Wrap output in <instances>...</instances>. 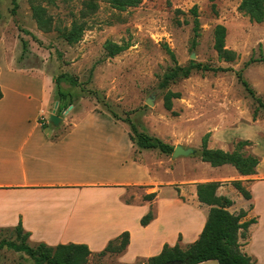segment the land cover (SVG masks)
Here are the masks:
<instances>
[{
	"label": "rangeland",
	"instance_id": "374dc122",
	"mask_svg": "<svg viewBox=\"0 0 264 264\" xmlns=\"http://www.w3.org/2000/svg\"><path fill=\"white\" fill-rule=\"evenodd\" d=\"M240 2L141 0L136 8L116 9L106 0H95L97 10L87 13L82 0H55L52 5L41 4L53 20L52 31L44 33L32 18L29 0H16L14 10L10 0H0V68L4 69L9 60L18 66L41 68L52 78L53 102L49 97L48 104H44L43 119L48 123L45 128L68 129L67 121L57 127L50 125L48 118L53 112L67 120L76 113L103 110L124 123L130 121L139 132L173 147L193 149L197 154L204 136L209 138L215 128L224 127L223 133L230 138L245 136L244 127H227L225 122L244 121L255 111L256 118H264V110L237 79L239 72L264 103V21H251L238 10ZM73 23L83 26L84 31L76 44L69 45L62 36ZM218 25L226 30L225 49L236 56L232 62L219 60L213 48L214 28ZM23 42L27 43L25 53ZM106 42L127 49L109 58L104 48ZM167 49L174 55L175 63ZM191 63L227 71H193L187 78L161 86L164 75L175 65L186 68ZM34 78L38 81L30 79V82L37 84L39 79L47 82L37 73ZM57 78L61 89L73 99L72 105L61 111L54 108L55 103L59 106L54 82ZM168 91L180 95L171 101L170 111L163 106ZM48 93L47 86L45 95ZM126 128L130 131L128 124ZM236 145L235 152L244 157L249 155L250 148ZM209 147L218 146L213 142ZM196 154L190 157L191 165L183 170L178 167L180 158L172 159L158 150L147 152L159 170L155 174L157 179L165 183L172 181L175 189V184L183 178L204 179L206 163H201ZM165 192V197L170 196ZM126 200L129 201L128 197ZM2 240L14 241L15 235L0 231ZM117 257L93 255L86 264H120ZM0 264L34 263L23 253L3 248Z\"/></svg>",
	"mask_w": 264,
	"mask_h": 264
},
{
	"label": "crops",
	"instance_id": "0c3cea01",
	"mask_svg": "<svg viewBox=\"0 0 264 264\" xmlns=\"http://www.w3.org/2000/svg\"><path fill=\"white\" fill-rule=\"evenodd\" d=\"M34 73L47 79V96L41 79L30 82L37 80ZM0 92V229L20 225L29 234L30 245H85L90 257L127 232L128 245L117 261L135 264L157 256L164 245L185 247L196 241L210 209L198 201L196 185L218 182L215 196L231 202L226 210L234 215L244 211L245 220H256L248 239L239 242L253 264H264L263 117L225 122L227 127H244L242 138L225 136L221 126L210 132L207 141V148L214 142L218 146L214 150L229 153L239 141H248V154L258 160L254 174L242 176L231 165L206 163L203 180L183 178L175 189L172 181L157 179L159 170L148 150L139 149L126 124L108 111H85L67 120L57 115L60 123L67 121L68 129L45 128L44 104L49 97L53 102V81L41 68L7 60L0 68ZM190 157H180L178 167L190 166ZM233 181L241 182L249 200L232 186ZM165 191L170 196L165 197ZM150 194L155 197L145 200ZM149 212L153 219L141 226Z\"/></svg>",
	"mask_w": 264,
	"mask_h": 264
},
{
	"label": "trees",
	"instance_id": "16d2710c",
	"mask_svg": "<svg viewBox=\"0 0 264 264\" xmlns=\"http://www.w3.org/2000/svg\"><path fill=\"white\" fill-rule=\"evenodd\" d=\"M13 10L17 7L16 0H10ZM55 0H29L30 10L33 20L38 29L44 33H49L53 29V20L48 16L45 7L41 4L46 3L52 5ZM87 10V13H94L97 10L95 0H82ZM112 7L116 9L136 8L141 3V0H106ZM238 10L244 15H247L251 21L262 23L264 21V0H241ZM195 13V8H193ZM84 31L83 26L76 23L71 25L68 33L63 34L62 38L69 45L76 44ZM226 30L223 26L214 28V44L213 48L217 53L219 60L224 62H232L235 59V54L232 51L225 49L224 39ZM106 55L113 58L127 49L126 46H117L110 43L104 45ZM27 51V43H22V52ZM171 60L175 63L174 55L167 49ZM225 72L223 68H210L201 64L191 63L188 67H175L166 75H164L161 83L162 87H166L171 82L180 78H187L193 72ZM67 77V76H64ZM237 79L243 86L246 93L257 103L260 109L264 110V103L255 96L253 90L248 83L242 78L241 73H237ZM69 81L75 85V81L69 78ZM56 94L59 100V111L66 109L72 105V97L65 93L60 87V80L55 79ZM1 98V92H0ZM178 93L168 91L164 96L163 106L167 111L171 110L172 100L179 99ZM115 119V115H113ZM253 121L256 119V111L252 115ZM128 124L131 132L132 142L139 148L144 150H158L164 155H171L173 146L162 142L156 137H151L145 133L139 132L133 123L124 120ZM44 128V124H42ZM208 135L202 139L201 149L196 155L199 156L201 162L208 163L211 167H220L223 165H231L242 176L252 175L255 173V168L258 160L255 156L248 155L244 157L237 152H224L222 150H214L207 148ZM248 141H240L237 143V148L249 146ZM232 186L246 200L251 197L240 181L231 182ZM218 182L202 183L196 185L197 198L200 203L210 207L209 213L204 224V227L196 241L181 247L178 243L174 246L164 245L160 254L147 259L139 260V264H166L174 261L180 264H200L206 261H216L218 264H253V260L242 252L239 239L246 241L249 237L248 230L251 225L256 223L254 218L245 220L246 212L240 211L238 214H230L226 209L231 205V202L224 198H217L215 192L220 187ZM154 194L145 196V200H152ZM153 219V214L149 212L140 220L141 226H146ZM0 231H9L15 235L14 241H0V250L7 248L15 253H23L28 256L34 264H86L91 252L85 245L66 244L57 245L54 247L47 246L43 243L31 246L29 244V234L23 232L21 226L18 225L13 229H0ZM180 241V236L178 238ZM128 245V233L124 232L119 238L110 241L106 248L95 255H121ZM137 261V262H139ZM135 264H138V263Z\"/></svg>",
	"mask_w": 264,
	"mask_h": 264
},
{
	"label": "water",
	"instance_id": "95a60500",
	"mask_svg": "<svg viewBox=\"0 0 264 264\" xmlns=\"http://www.w3.org/2000/svg\"><path fill=\"white\" fill-rule=\"evenodd\" d=\"M147 103H150V101L148 100ZM56 108H57V104H56ZM49 123L54 126L57 127L60 122H61V118H59L57 115H55V113H51L49 118H48ZM196 151L190 148H184L180 145L175 146L173 148V152L171 154V158L175 159V158H180V157H188V156H192L195 155ZM166 264H180L177 261L171 262V263H166Z\"/></svg>",
	"mask_w": 264,
	"mask_h": 264
},
{
	"label": "built area",
	"instance_id": "2783aa9c",
	"mask_svg": "<svg viewBox=\"0 0 264 264\" xmlns=\"http://www.w3.org/2000/svg\"><path fill=\"white\" fill-rule=\"evenodd\" d=\"M41 124H43V123H41Z\"/></svg>",
	"mask_w": 264,
	"mask_h": 264
}]
</instances>
